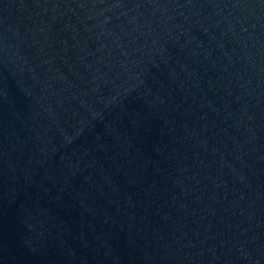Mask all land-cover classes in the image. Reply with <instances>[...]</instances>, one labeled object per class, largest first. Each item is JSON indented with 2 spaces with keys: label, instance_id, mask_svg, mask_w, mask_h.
<instances>
[{
  "label": "water",
  "instance_id": "95a60500",
  "mask_svg": "<svg viewBox=\"0 0 264 264\" xmlns=\"http://www.w3.org/2000/svg\"><path fill=\"white\" fill-rule=\"evenodd\" d=\"M0 264H264V0H0Z\"/></svg>",
  "mask_w": 264,
  "mask_h": 264
}]
</instances>
